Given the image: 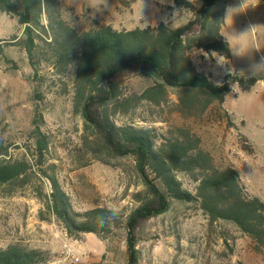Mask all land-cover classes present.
<instances>
[{
    "label": "rangeland",
    "instance_id": "obj_1",
    "mask_svg": "<svg viewBox=\"0 0 264 264\" xmlns=\"http://www.w3.org/2000/svg\"><path fill=\"white\" fill-rule=\"evenodd\" d=\"M189 1L199 5V0ZM60 2L66 18L83 30L95 22L119 30L161 22L182 28L191 19V12L180 9L175 0ZM229 7L236 9L225 18L222 33L230 45V59L193 50L191 61L197 72L216 83L235 71L264 79V6L259 0H231L226 9ZM21 33L16 17L0 12V39ZM240 49L243 54H236ZM31 76L25 52L17 46L5 48L0 55V131L9 153L14 157L26 153L34 173L22 187L0 185V249L15 244L46 252L50 259L42 264H127V235L122 226L109 237L87 233L74 240L66 234L39 197L38 190L49 191L50 183L38 169L56 174L74 210L105 206L124 219L139 205L138 194L146 191L134 157H102L107 162L103 163L94 159L89 147H83L90 155L75 161L82 154L76 150L82 147L84 118L73 107L69 86L67 94H48L45 103H40L52 149L46 162H36L29 151L38 103ZM146 84L135 73H126L121 86L129 94L140 93ZM231 88L223 104L216 102L203 113L184 109L175 92L169 90L161 106L141 102L129 113L119 111L113 118L160 132L171 126L190 129L217 165L235 167L248 193L264 201V80L247 92H241L236 83ZM85 161L89 162L81 166ZM184 182L191 189L187 178ZM135 233L138 264H264V254L255 250L249 236L230 223L210 222L193 202H173L165 213L142 222Z\"/></svg>",
    "mask_w": 264,
    "mask_h": 264
},
{
    "label": "trees",
    "instance_id": "obj_2",
    "mask_svg": "<svg viewBox=\"0 0 264 264\" xmlns=\"http://www.w3.org/2000/svg\"><path fill=\"white\" fill-rule=\"evenodd\" d=\"M259 1L264 6V0ZM230 2L199 0L196 5L189 0H175L180 9L191 12V19L182 28L161 22L119 30L95 22L83 30L66 18L60 0H0V12L16 17L22 27L21 35L0 39V55L5 48L17 46L25 52L32 69L38 101L29 134L32 158L46 162L52 149V136L45 127L40 103H45L48 94H67L70 86L73 107L84 118L85 132L82 147L76 150L82 154L75 161L90 155L83 147H89L94 159L103 163L107 162L102 157H134L146 189L138 194L139 205L124 219L99 205L79 212L72 207L56 174L38 169L50 183L49 191L38 190L39 197L70 238L81 240V235L87 233L109 237L122 226L127 235V264H138L135 232L139 225L168 211L173 202H193L210 222L234 225L252 239L257 252L264 254V201L248 193L235 167L217 165L200 137L184 126L160 132L155 127L119 123L113 118L119 111L129 113L141 102L161 106L169 90L175 92L184 109L195 108L203 113L216 102L223 104L233 83L241 92H247L264 80L235 71L216 83L197 72L191 61L189 53L193 50L215 52L230 59V45L222 33ZM126 73H135L147 82L140 93L123 92L122 77ZM33 169L26 153L22 157L9 153L0 131V185L22 187ZM185 178L191 189L185 186ZM49 259L46 252L20 245L0 249V264H42Z\"/></svg>",
    "mask_w": 264,
    "mask_h": 264
},
{
    "label": "clouds",
    "instance_id": "obj_3",
    "mask_svg": "<svg viewBox=\"0 0 264 264\" xmlns=\"http://www.w3.org/2000/svg\"><path fill=\"white\" fill-rule=\"evenodd\" d=\"M92 3H93V4L100 3V0H92ZM243 3H244V2H243ZM242 6H243V4H242ZM242 6H241V7H242ZM233 9H236V8L229 7V8L226 9V17H225L226 19H227V18H230V17L234 14ZM144 27H147V25H144ZM252 30L254 31V28H253ZM236 54H238V55H242V54H243V49H240V51L237 52Z\"/></svg>",
    "mask_w": 264,
    "mask_h": 264
}]
</instances>
